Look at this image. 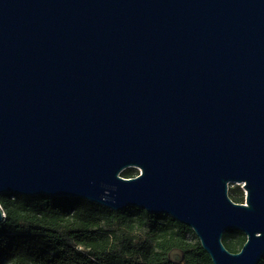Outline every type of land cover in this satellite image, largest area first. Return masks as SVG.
<instances>
[{"label": "water", "instance_id": "1", "mask_svg": "<svg viewBox=\"0 0 264 264\" xmlns=\"http://www.w3.org/2000/svg\"><path fill=\"white\" fill-rule=\"evenodd\" d=\"M2 194L166 215L212 264H259L264 0H0Z\"/></svg>", "mask_w": 264, "mask_h": 264}, {"label": "trees", "instance_id": "2", "mask_svg": "<svg viewBox=\"0 0 264 264\" xmlns=\"http://www.w3.org/2000/svg\"><path fill=\"white\" fill-rule=\"evenodd\" d=\"M136 177L135 169L121 173ZM233 202L243 191L228 188ZM0 264H173L168 253H184L183 264H212L191 229L166 215L128 207L112 211L79 198L0 195ZM246 237L230 230L222 243L238 253ZM264 264V259L259 263Z\"/></svg>", "mask_w": 264, "mask_h": 264}, {"label": "rangeland", "instance_id": "3", "mask_svg": "<svg viewBox=\"0 0 264 264\" xmlns=\"http://www.w3.org/2000/svg\"><path fill=\"white\" fill-rule=\"evenodd\" d=\"M135 171H136V174L138 175V174H140V171H138V170H136L135 169ZM239 188L241 191H243V203L242 204H244L245 203V192H244V190L242 189V185L241 184H237V183H231V184H229V189L230 190H235L236 188Z\"/></svg>", "mask_w": 264, "mask_h": 264}]
</instances>
